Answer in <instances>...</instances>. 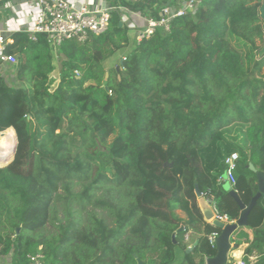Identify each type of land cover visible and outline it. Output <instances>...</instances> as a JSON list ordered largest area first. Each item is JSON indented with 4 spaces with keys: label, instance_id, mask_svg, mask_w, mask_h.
<instances>
[{
    "label": "trees",
    "instance_id": "obj_1",
    "mask_svg": "<svg viewBox=\"0 0 264 264\" xmlns=\"http://www.w3.org/2000/svg\"><path fill=\"white\" fill-rule=\"evenodd\" d=\"M176 1L115 4L158 17ZM261 3L202 0L139 42L119 9L85 42L54 48L44 33H12L6 52L17 63L8 78L0 71V132L13 128L18 144L0 167V264L8 256L27 264L38 251L44 264H159L176 246L186 250L191 232L198 242L181 264L215 256L209 237L221 229L204 219L196 185L234 220L241 208L231 191L249 204L258 190L250 163L264 173ZM129 45L123 62L106 69ZM235 152L228 188L218 179ZM259 208L264 195L250 213L257 225L233 233L237 248L248 243L246 264L253 255L252 264H264Z\"/></svg>",
    "mask_w": 264,
    "mask_h": 264
},
{
    "label": "built area",
    "instance_id": "obj_2",
    "mask_svg": "<svg viewBox=\"0 0 264 264\" xmlns=\"http://www.w3.org/2000/svg\"><path fill=\"white\" fill-rule=\"evenodd\" d=\"M39 10L33 18L29 27H21L19 32H27L32 40L36 39L38 33H44L50 38L51 45L55 48L65 39H77L85 42L90 34H101L105 32L110 23L111 12L119 9L122 12V20L128 26L135 29V40L141 41L143 38L152 35L157 28L169 29L170 23L177 17L195 13L202 0H177L175 3L165 5L158 17L146 16L140 11H134L124 5H116L115 0H34ZM13 42L10 30H0V71L8 78L11 75V67L17 63V56L14 53H7V46ZM79 75V71H75ZM239 159L238 153L229 155L225 163L226 172L218 179L219 182H235L234 169ZM217 217L223 221H230L229 216L220 215ZM220 233L213 232L210 243L216 245V238ZM189 238V233L185 239ZM27 264H44V254L40 251L28 255ZM253 256L249 257V262L253 261ZM173 257H167L162 263L172 262ZM3 264H12L11 257L8 256ZM227 264H246V260L239 259L232 261L228 258Z\"/></svg>",
    "mask_w": 264,
    "mask_h": 264
},
{
    "label": "water",
    "instance_id": "obj_3",
    "mask_svg": "<svg viewBox=\"0 0 264 264\" xmlns=\"http://www.w3.org/2000/svg\"><path fill=\"white\" fill-rule=\"evenodd\" d=\"M259 14L260 18L262 20V28L264 30V0H262V3L259 7ZM122 25V22H121ZM264 55V40L262 43V47L258 51V58H261ZM125 58L121 59V63L123 62ZM108 76V73H106V77ZM17 144L18 139L16 136L15 142L10 150L9 153L0 156V167L7 166L9 163L13 161L16 155L17 150ZM250 168L256 172L257 174V185L258 190L256 194L251 198V201L249 204H246L242 201L240 196L235 192L231 191V194L238 202L241 213L237 220L234 223H228L226 221H223L217 217V211L214 208V206L204 198L202 195V192L199 189V186L196 185V192L199 198V206L202 212V215L206 221L212 222L215 226L219 227L221 229L220 234L216 238V248L217 252L215 256L208 257L207 258V264H227L228 262V254L230 252V249L232 247H236L235 244H231V238L233 236V233L242 226H247L248 224V217L253 210V208L256 206L258 199L264 195V173L262 171H258L255 166L250 163ZM230 188V186H227ZM184 229V226H180L178 231H182ZM17 232H19V228H17ZM175 237V234L173 235V238ZM193 250V247L189 248L187 252H190ZM138 264H145V262L141 259H138Z\"/></svg>",
    "mask_w": 264,
    "mask_h": 264
},
{
    "label": "crops",
    "instance_id": "obj_4",
    "mask_svg": "<svg viewBox=\"0 0 264 264\" xmlns=\"http://www.w3.org/2000/svg\"><path fill=\"white\" fill-rule=\"evenodd\" d=\"M39 6L34 0H0V30H10L11 33L18 32L21 27H29L31 23L33 22V18L35 14L38 12ZM133 30V32H132ZM130 30V35L132 36L135 34V29L132 28ZM132 32V33H131ZM259 214L260 215V222L258 224H261L264 222V208H259ZM182 216H185L184 213H182ZM237 219L227 221L228 223H234ZM249 223L253 226L251 228H254L257 223L255 222L254 218L252 221L251 214L248 217V224ZM186 241L187 249L184 250L181 246H176L174 249V257L172 262L168 264H181L184 253L187 252V250L191 247H194L198 242V234L191 232L189 234V238ZM231 244L236 245L234 241V237L231 238ZM248 246L247 242L242 243L238 248L232 247L230 249V252L228 254V258L233 261H238L239 259L246 260V247ZM251 257V256H249ZM253 261L254 263L257 260V257L253 255ZM202 264H207V258Z\"/></svg>",
    "mask_w": 264,
    "mask_h": 264
},
{
    "label": "rangeland",
    "instance_id": "obj_5",
    "mask_svg": "<svg viewBox=\"0 0 264 264\" xmlns=\"http://www.w3.org/2000/svg\"><path fill=\"white\" fill-rule=\"evenodd\" d=\"M130 29L132 30L131 26H130ZM132 32H133V30H132ZM132 36H134L133 33H132ZM130 48H132V45H129V46L117 51L112 58H110V59L105 61V64H104L105 68L106 69H110V68H112L114 66H117V64L121 61V59L128 53ZM54 64L57 66V68L52 73V78L54 79V84H57V82L59 81V78H60V70H59V67H58L59 58L57 57V55L54 58ZM230 185L231 184L229 182H226V186H230Z\"/></svg>",
    "mask_w": 264,
    "mask_h": 264
},
{
    "label": "bare ground",
    "instance_id": "obj_6",
    "mask_svg": "<svg viewBox=\"0 0 264 264\" xmlns=\"http://www.w3.org/2000/svg\"><path fill=\"white\" fill-rule=\"evenodd\" d=\"M16 139V132L13 128H8L0 132V156L10 152Z\"/></svg>",
    "mask_w": 264,
    "mask_h": 264
}]
</instances>
